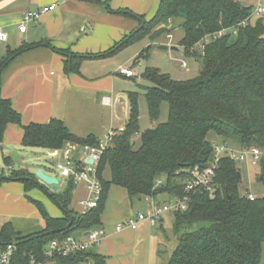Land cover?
<instances>
[{
  "label": "trees",
  "instance_id": "trees-1",
  "mask_svg": "<svg viewBox=\"0 0 264 264\" xmlns=\"http://www.w3.org/2000/svg\"><path fill=\"white\" fill-rule=\"evenodd\" d=\"M250 15L251 9L243 0H161L151 22L141 19L139 28L112 49L84 57L105 58L145 37L155 42L172 19H180L184 36L179 45L188 56L198 59L201 68L198 76L185 81L173 80L159 69L147 68L143 78L152 86L146 89L145 97L149 117L157 125L141 134V146L136 148L134 138L140 133L139 94L130 93L129 120L124 130L117 132L96 168L102 186L98 207L86 214L71 211L76 184L73 178L68 179L63 191L50 196L68 214L52 218L40 202L29 199L40 211L44 228L23 234L14 224H5L0 231V251L14 244L13 264H30L32 257L44 264H107L95 248L52 260H47L44 254L55 239L64 240L76 237L73 234L77 232L84 234L101 228L112 186L124 189L132 202L163 195L169 200L182 197L183 180L193 171L213 164L220 147L259 149L262 156L257 181L264 188V19L251 23ZM158 26H164L163 30L155 31ZM207 38L208 43H204ZM201 44L204 48L198 53ZM25 49L0 61V92L2 71ZM53 50L66 58V72L76 70L77 60L83 58ZM164 102L169 106L168 120L159 123ZM9 124L23 128L25 149L54 153L72 146L83 151L100 142L92 136L74 135L59 119L23 126L11 102L0 94V144ZM212 136L217 140H210ZM77 153L73 164L83 171L84 163L76 157ZM237 162L223 154L213 191L197 192L186 212L173 214L177 246L165 264H260L264 250V196L251 201L247 198L249 191L240 193L242 173ZM4 164L11 168L9 178L19 179L27 192L40 187L35 174L12 168L11 157H5ZM108 171L110 179L105 178ZM4 177L0 175V185L8 181Z\"/></svg>",
  "mask_w": 264,
  "mask_h": 264
},
{
  "label": "crops",
  "instance_id": "crops-1",
  "mask_svg": "<svg viewBox=\"0 0 264 264\" xmlns=\"http://www.w3.org/2000/svg\"><path fill=\"white\" fill-rule=\"evenodd\" d=\"M53 5L56 6L54 11L44 14L37 24L30 25L25 34L19 32L20 22L27 12H36ZM128 8L126 0H0V30L9 35L8 42L0 47V61L26 48L2 71L0 92L1 98L9 100L21 116L23 126L46 124L52 119H59L74 135L92 136L99 141L112 129L116 133L124 130L130 116L129 94L136 92H118L119 81L115 76H120L118 70L126 67V64L143 67V52L139 48L129 51L128 48L134 43L105 58L84 57L105 53L137 29V24L127 14ZM53 48L83 57L77 60L76 70L66 72V58ZM126 50L131 53L123 57L124 63L114 68V77L109 76L111 71L108 73L104 65L98 71L93 70L92 64L115 60V56L124 54ZM123 78L131 80L135 77ZM23 135L21 126L9 124L0 146L3 145L5 151L10 147H22ZM76 152V157L82 160L83 151L77 147L68 146L62 152L47 151L50 157L61 156L58 165L74 167ZM40 169L52 177H61L60 172L43 167L35 169L34 173L30 172L35 174ZM10 173L4 174L5 177L9 178ZM106 173L105 178L110 179ZM61 178L63 181L59 180V192L68 183V179ZM37 182L40 187L29 192L17 180H8L0 185V231L5 224L12 223L23 234L33 233L25 226H20V220H33L39 226L43 224L37 231L44 228L40 211L29 199L40 202L52 218L65 216L64 211H59L62 209L59 205V209H56L49 203L48 198L51 199L52 195L50 188L38 179ZM75 184L73 197L78 196L81 202L88 196L87 187L84 182ZM167 201L169 198L163 195L132 202L124 189L112 186L101 218V228L105 230L106 236L95 247L96 252L106 259L107 264H164L161 257L168 256L169 252L162 250L164 248L155 230L163 227L166 216L172 218L173 215L163 217L157 226L142 223L136 230L125 229L121 232L116 227ZM71 207L69 209L73 211ZM38 217L41 223L35 220ZM73 235L81 239L82 234L77 232ZM176 246L177 240L173 242L171 252ZM162 253L166 255L161 256Z\"/></svg>",
  "mask_w": 264,
  "mask_h": 264
},
{
  "label": "rangeland",
  "instance_id": "rangeland-1",
  "mask_svg": "<svg viewBox=\"0 0 264 264\" xmlns=\"http://www.w3.org/2000/svg\"><path fill=\"white\" fill-rule=\"evenodd\" d=\"M160 1L161 0H126V2H128L129 4L128 11L127 10L126 11L129 12V14L131 15L130 19H132L137 24V28H139V26L142 23L141 19L147 23L151 22L154 19V17L158 12ZM255 22L256 20L252 21V23ZM163 28L164 26L161 27L158 26L156 27L155 31L159 29L163 30ZM165 28L166 31L159 38H157L155 42L150 41L149 37H145L140 41L136 42L130 48H128V50L130 49L129 51H133L139 48L140 52H144V57L142 59L143 67H141L139 64H133V63L126 64V68L133 70L135 74L134 79L129 80L120 77L118 75L115 76L119 81L117 83L118 92L122 93V92H127L129 90L139 94L138 103H139V116H140V133L134 138L136 148H139L141 146V134L146 130L151 129L157 125L156 123L152 122L149 117L148 104L145 94H146V89L148 87H151L152 84L143 78V73L145 72V70L147 68L159 69L162 73L169 74L173 80L185 81L198 76L201 68V64L200 62H198V59L193 56H188L185 53L184 48L179 45L180 40L184 36V31L182 29V20L172 19L169 26ZM168 34L172 35V39L167 38ZM161 45L169 46L170 48L175 47L177 48V50H171V49L160 50L159 46ZM202 50L203 49L201 46L197 47L198 53H200ZM123 53L124 54H118L117 56H115L114 57L115 60H110L109 62H104V63L100 62L101 64L100 63L92 64V66H94L93 70L98 71L100 70L101 65H104L108 70V73L111 71V74L109 73V76L114 77L113 75L114 68H117L119 65L124 63L125 58L123 57L126 55H130L131 52H128L126 50V52ZM114 63H115V67L113 66ZM183 63L186 64L185 68L182 67ZM168 114H169V106L167 103L164 102L161 105V114H160L159 123L167 122ZM116 128H119V126H116ZM210 140H217V138H214L212 136ZM2 149L4 151H2ZM14 155H17V157L19 158L14 159ZM5 157L12 158L13 161L12 168H14L15 170H29L34 173L35 169L39 167H43L46 168V170L52 169L59 172L57 166L59 160L61 159V156L50 157L48 156L46 150L25 149L22 147H17V148L10 147L8 151H5V147L2 145L0 146V175L1 174L9 175V173L11 172L9 171V168H7L4 164ZM237 166L242 173V184L240 185V193L247 194V192L249 191V193L256 198L263 197L264 188L257 181V176L259 174V165L253 166L252 158L249 156L245 161L237 162ZM106 176L110 177L109 171L106 173ZM59 180L60 182L63 181L61 177ZM80 200L81 199L76 195L73 197L71 208L76 213H81L83 210V208L80 205ZM48 201L49 203L52 204V207L54 206L56 207V209H59V207L57 208V204H55L51 199L48 198ZM59 211L61 213L63 212L62 209L61 210L59 209ZM39 218L40 217L35 218V220H39L41 223V220ZM18 222H20V226H25L24 228L30 229L31 231L27 230L29 232H35L43 225L42 224L39 226L33 220H20ZM155 231L157 235H159L160 237L162 248H164L162 250L163 251L165 250V252L167 250L170 253L172 250L173 242L177 240L175 236L176 234L173 230V219L166 216V223L163 225L162 228L160 227ZM169 253L167 254L168 256ZM163 255L166 254L162 253L161 256ZM168 256L161 257L164 264ZM49 264H53V263H49ZM260 264H264V250Z\"/></svg>",
  "mask_w": 264,
  "mask_h": 264
},
{
  "label": "built area",
  "instance_id": "built-area-1",
  "mask_svg": "<svg viewBox=\"0 0 264 264\" xmlns=\"http://www.w3.org/2000/svg\"><path fill=\"white\" fill-rule=\"evenodd\" d=\"M243 3L246 7L251 9V15L248 19V22L252 23L253 20L264 19V0H243ZM55 9L56 6L53 5L50 7H44L36 12H27L22 17L19 25V32L21 34H25L28 31L30 25L37 24L44 14L52 12ZM221 35L222 33L219 34V36ZM167 38L172 39V36L169 35ZM8 40V33L0 30V47L7 43ZM208 41L209 38H207L204 43H208ZM200 46L202 47V49L204 48L203 44H201ZM182 67L185 68L186 64L183 63ZM118 74L127 78L135 77L133 70L126 67L119 68ZM116 136L117 133L114 130H110L105 135V138L99 142L98 146H87L83 149V171H78L74 166H68L65 164H59L57 166L61 177L66 179L73 178L75 183L84 182L86 184L88 196L85 200L80 202V205L83 208L82 214H86L87 212L97 208L98 204L100 203L102 197V186L96 176V168L101 160L102 155L107 151V149L111 147ZM223 154H226L227 156L235 159L238 162H243L247 159V157L250 156L252 158L253 166L259 165L262 156V152L259 149L235 150L231 148L227 149L224 147L218 148L216 159L213 164L205 169L193 171L187 179L183 180L182 183L184 185V195L182 197L170 199L169 201L161 205H155L147 212L139 213L128 221L119 223L116 227V230L118 232H121L125 229L136 230L142 223H149L151 226H157L161 219H163V217H165L166 215H173L178 212H186L190 207L193 195H195L199 191H213L216 170L218 168L219 159ZM87 159H91L93 161V164H87L85 162ZM159 185H161V182H159ZM247 198L251 201H254L256 197L248 194ZM85 233H89V235L85 236ZM85 233L80 236L81 239L70 236L64 240H53L45 250V258L47 260H52L56 256L68 257L80 251L93 249L97 247L106 236V232L102 228L89 230ZM15 250L16 247L14 244H9L4 250H1L0 264H13ZM30 264L44 263L39 262L34 257H32Z\"/></svg>",
  "mask_w": 264,
  "mask_h": 264
},
{
  "label": "water",
  "instance_id": "water-1",
  "mask_svg": "<svg viewBox=\"0 0 264 264\" xmlns=\"http://www.w3.org/2000/svg\"><path fill=\"white\" fill-rule=\"evenodd\" d=\"M159 49L160 50H177V48L175 47H169V46H159ZM57 155V153H56ZM17 155H14V159H18L19 157H17ZM87 164L89 165H92L93 164V161L91 159H87L85 161ZM36 178L41 181L43 184H45L46 186H48L51 190L50 194H53V193H58L59 192V188H60V184H59V179L58 177H52L50 175H47L42 169L38 170L35 174ZM5 180H17L19 181V179H10L8 177H4ZM61 206V205H60ZM62 207V206H61ZM66 214H68V211L66 210H63ZM69 217L71 219V224L73 223L72 221V216L69 214ZM89 233H85V236H88Z\"/></svg>",
  "mask_w": 264,
  "mask_h": 264
}]
</instances>
